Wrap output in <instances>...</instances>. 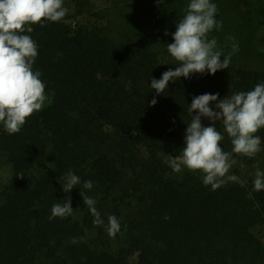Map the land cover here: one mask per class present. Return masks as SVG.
I'll return each mask as SVG.
<instances>
[{"label":"trees","instance_id":"obj_1","mask_svg":"<svg viewBox=\"0 0 264 264\" xmlns=\"http://www.w3.org/2000/svg\"><path fill=\"white\" fill-rule=\"evenodd\" d=\"M71 1L73 18L95 15L91 0ZM252 18L264 29V0H254ZM43 25H26L23 34L37 45L33 71L41 72L48 100L19 133L9 135L0 122V155L11 172L0 205V264H264L257 232L264 189L238 177L212 191L199 171L175 173L165 158L184 147L194 96L250 91L264 83V71L228 66L170 81L157 95L151 80L178 62L137 44L127 25L66 16ZM215 126L231 152L222 124ZM69 170L80 183L66 193ZM87 180L91 189L83 188ZM80 192L96 201L103 225L93 224ZM68 198L72 215L50 221L52 206ZM110 215L121 225L115 237L107 232Z\"/></svg>","mask_w":264,"mask_h":264},{"label":"clouds","instance_id":"obj_2","mask_svg":"<svg viewBox=\"0 0 264 264\" xmlns=\"http://www.w3.org/2000/svg\"><path fill=\"white\" fill-rule=\"evenodd\" d=\"M67 11L63 0H0V122L9 135L19 133L26 119L41 111L48 100L45 84L40 79L41 72L33 71L38 55L37 45L29 35L23 34L25 26H44L43 21L59 22ZM216 14L217 6L210 0H190L185 15L172 33L173 42L167 44V52L178 62V66L163 72L160 79L151 80L150 87L157 95L168 88L170 81L175 83L181 77L187 79L193 74L202 75L205 72L212 75L228 68L231 56L239 50V45L235 37L230 36L228 39L233 41L231 52L224 55L222 50H217V40L214 37L209 39L213 29L220 30L223 26L222 21L215 19ZM218 96V93H205L192 98L188 107L191 120L185 130L184 147L175 157L165 155L173 172L180 173L184 169L199 171L203 184L210 185L212 191L238 180L237 176L229 174L236 162L232 154L252 158L260 152L261 137L254 134L264 127V83L223 99L218 100ZM213 102L216 110H213ZM156 103L154 97L149 106ZM193 112L196 114L192 115ZM202 117L210 122V126L202 124ZM217 122L222 124L230 138L231 152L224 151L221 146L224 135L217 131ZM254 175L253 191L258 192L264 189V171L257 169ZM62 179L65 181L62 189L66 193L80 183V178L71 170ZM92 187V181H84V189ZM80 195L94 217L93 224L103 225L104 221L95 207L96 201L82 192ZM72 213L68 198L65 203L52 206L49 220L66 218ZM120 228L117 217L110 215L108 235L115 237Z\"/></svg>","mask_w":264,"mask_h":264},{"label":"rangeland","instance_id":"obj_3","mask_svg":"<svg viewBox=\"0 0 264 264\" xmlns=\"http://www.w3.org/2000/svg\"><path fill=\"white\" fill-rule=\"evenodd\" d=\"M216 4L215 19L222 21L220 30L209 33V39L217 40V50L224 55L231 52L233 41L228 37H235L239 50L231 56L230 66L241 70L264 71V29H260L252 18L254 0H210ZM190 0H91L95 15L74 16V5L71 0H63V7L68 11L65 15L74 22L96 24L109 28L114 23L115 28L134 33L137 44H144L158 52L165 58L172 57L167 52V44L173 42L172 33L176 31V24L185 15ZM90 18V19H88ZM165 32L168 34L165 35ZM133 36V35H132ZM174 59V58H172ZM221 61L223 57L220 58ZM261 137V151L249 158L239 154L238 160L230 171L239 178L249 177L253 181L257 169L264 171V127L257 133ZM11 177L6 159L0 155V205L3 194ZM257 232L264 241V225L257 228Z\"/></svg>","mask_w":264,"mask_h":264}]
</instances>
